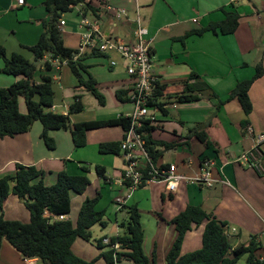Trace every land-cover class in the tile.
<instances>
[{"label":"crops","instance_id":"1","mask_svg":"<svg viewBox=\"0 0 264 264\" xmlns=\"http://www.w3.org/2000/svg\"><path fill=\"white\" fill-rule=\"evenodd\" d=\"M24 1L25 5L18 7L13 0H0V45L7 57L20 54L37 65L39 69L34 82L38 83L43 61L34 62L27 48L38 41L43 31L40 21L46 19L47 13L41 5L42 0ZM83 1L98 8L99 0ZM112 3L127 10L129 20H116L113 27L110 14L96 16L101 33L129 40L135 27L133 19L138 17L140 25L147 29L153 72L158 85L164 86L161 102L167 108L165 114L157 116L150 136L155 142L175 147L165 151L163 147H156L161 154L155 165L174 164L179 174L190 178L200 173L202 161L209 160L213 163L212 187L181 182L177 191L169 194L163 184L154 183L131 193L122 179V156L100 154L98 151L99 145L120 143L124 136L121 126L87 130L84 146L79 148L74 147L69 130L51 131L48 135L55 147L49 150L40 137L42 125L37 121L23 134L0 139V179L13 175L17 164L34 166L41 171L42 182L46 186L54 185L60 172L71 176L88 174L90 184L84 193L70 195L69 214L62 219H54L75 224L83 201L99 195L95 210L104 213L102 221L105 225L96 224L90 229L91 241L78 238L71 246L74 255L86 262L107 264L100 256L109 250L103 240L110 241L121 234L119 224L126 215L120 207L133 205L140 214L143 253L153 264H166V255L177 236L172 220L188 206H199L212 218L224 222L225 235L232 249L247 246L253 239L259 245L254 255L264 261V176L232 162L252 144L241 126L244 115L239 103L232 100L215 110L218 101L225 100L238 82L251 78L255 66L261 63L263 75L248 91L252 105L248 125L264 133V0H112ZM225 12H236L240 17L234 33L205 32L180 40L186 33L222 21ZM87 15H90V20L95 17L93 13ZM60 27L64 46L76 50L79 25L61 18ZM81 59L87 66V73L96 82L95 88L103 104L89 91L79 87L67 64L62 63L58 68L53 67L54 100L49 111L68 114L69 106L77 96L83 110L69 115L71 126L113 121L129 114L132 106L126 94L131 80L126 74V62L115 54L105 56L88 51ZM110 60L115 61L116 66L109 67ZM3 65V60H0V89L8 88L22 78L1 73ZM191 75L199 77L201 89L204 87L201 82L208 89L198 101L179 104L173 95L183 91L184 82H193L188 81ZM82 76L87 78L84 73ZM210 93L215 97H209ZM18 104L19 112L26 114L23 99H19ZM195 126L207 135L209 147L191 135L190 130ZM262 152L264 154V144ZM88 164L94 166V172L87 170L83 173L81 167L87 169ZM96 167L103 168V177L97 175ZM117 199H122V204L117 203ZM2 216L5 220L23 224L30 220L23 202L13 194L4 201ZM203 231L204 223L193 226L184 235L181 255L201 248ZM95 241L101 242V249L94 244ZM246 261L247 255H244L236 264H246ZM0 264L42 263L38 259H23L3 241ZM113 264L133 263L122 259Z\"/></svg>","mask_w":264,"mask_h":264},{"label":"trees","instance_id":"2","mask_svg":"<svg viewBox=\"0 0 264 264\" xmlns=\"http://www.w3.org/2000/svg\"><path fill=\"white\" fill-rule=\"evenodd\" d=\"M84 4V9L95 12V8L90 3L83 0H42L47 17L41 20L43 31L38 41L27 48L32 54L33 61L41 64L42 74L39 75L38 83L34 82V76L38 71V66L26 60L20 54L6 56L3 46L0 45V60L4 65L1 73L22 77L13 85L5 89H0V139L14 137L27 132L34 122L42 125L41 139L49 150L55 147L54 141L49 137V132L59 130H69L75 148L84 146V135L87 130L98 127L119 125L125 131L129 127V120L119 117L107 122H85L71 126L69 115L80 113L83 106L79 97H74V102L69 106L68 114L61 115L49 111L53 106L54 91L52 88V60L60 63L66 62L71 73L76 78L78 86L89 91L102 105L103 99L98 94L96 82L87 73V66L82 64V59L75 58V49L64 46L62 32L59 29L63 14L73 11V7ZM239 15L236 12H225V17L218 23L211 24L204 29L186 33L180 40L196 34L201 35L205 32H219L222 35H229L236 31L239 22ZM82 73L87 75L83 78ZM263 75L261 63L255 66L253 76L247 80L238 82L228 97L223 101H218L215 110L226 102L236 100L243 112L244 119L241 126L248 125V116L252 112V105L248 97V91L252 84ZM188 81L184 82L183 91L173 95L179 104L195 102L200 99L203 92L208 88L202 89L198 84L199 77L191 75ZM197 82V83H195ZM164 86L157 85L155 95L158 106L163 104ZM120 98V93L117 94ZM209 97H215L213 93ZM172 97V96H171ZM19 99H23L26 105V114H21L18 108ZM165 114V111H162ZM155 128L145 127L146 151L152 163L155 164L160 152L156 147H163L170 150L175 147L173 144L155 142L151 139V132ZM191 135L200 143L209 147L207 135L195 126ZM100 154H120V143H110L99 145ZM97 175L103 177V168L96 167ZM83 173H87L85 167H81ZM43 173L34 166L15 165L13 175H7L0 179V247L6 241L23 259H38L42 264H94V261L86 262L71 250V246L76 239L91 241L90 229L96 225H105L103 222L104 213L97 212L95 205L99 195L92 199H86L81 204L76 223L69 220L54 221L53 217H65L70 212V195H80L84 193L90 184L85 174L71 176L66 172L57 174L54 185L46 186L42 182ZM15 195L20 199L30 214L28 223L23 224L18 221H8L2 216L3 204L10 195ZM126 219L119 224L121 234L110 240V244L117 242L120 244L119 250H109L100 254L107 264H113V255H116L115 262L128 259L133 264H153L143 253V229L140 221V214L136 206H122ZM44 212L50 218L44 217ZM204 223L202 234V246L199 250L180 254L184 235L193 226ZM177 236L166 255V264H236L237 260L247 255L246 264H264L263 260L255 257L254 253L259 249V245L252 239L247 246H240L232 249L226 235L224 222H219L206 214L205 211L197 206H188L179 213L173 220ZM101 242L95 241L94 244L101 249Z\"/></svg>","mask_w":264,"mask_h":264},{"label":"built area","instance_id":"3","mask_svg":"<svg viewBox=\"0 0 264 264\" xmlns=\"http://www.w3.org/2000/svg\"><path fill=\"white\" fill-rule=\"evenodd\" d=\"M18 7L25 5L24 0H13ZM73 10L80 17L79 22V42L76 48L75 58H80L86 51L99 55L115 54L126 62V74L131 80V86L126 94L127 101L132 106V111L123 118L129 120V127L124 131V136L120 141V155L124 160L123 181L127 183L129 191L132 193L139 188L154 183L164 185L165 191L173 194L177 191L179 184L194 183L198 186L212 187L214 181L211 179V168L213 163L204 160L201 163L200 173L195 177H186L177 172L176 165L156 166L152 163L146 151L145 127H152L157 122V116L167 108L166 105L158 106L155 90L158 85V78L153 72L151 47L146 39L147 29L139 23L138 17L133 19L134 30L129 40L118 37L105 36L101 33L96 16L108 13L112 18V26L116 20H129L127 10L113 5L112 0H99L98 8L95 12L90 9L85 10L84 4L73 7ZM88 13L95 15L94 19L87 18ZM132 21V20H131ZM59 29L61 27L59 25ZM66 63V62H63ZM62 63L52 60L53 67H60ZM109 67L116 66L113 60L108 61ZM174 107V106H173ZM246 136L251 140V147L241 153L232 162L246 167L255 172L258 176H264V154L262 145L264 144V133L257 132L250 125L243 127ZM117 203L122 204V199H117ZM45 218H50L44 212ZM63 217H53L52 219H62ZM103 244L110 245V249L119 250L120 244L115 242L112 245L105 239ZM116 255H113L114 263Z\"/></svg>","mask_w":264,"mask_h":264},{"label":"rangeland","instance_id":"4","mask_svg":"<svg viewBox=\"0 0 264 264\" xmlns=\"http://www.w3.org/2000/svg\"><path fill=\"white\" fill-rule=\"evenodd\" d=\"M87 17L90 19V15H87ZM62 20H71L73 23H77L79 25L80 17L73 11L63 14ZM75 115V114H74ZM87 170L90 172H94V166L92 164H88ZM88 178V174L86 175Z\"/></svg>","mask_w":264,"mask_h":264}]
</instances>
